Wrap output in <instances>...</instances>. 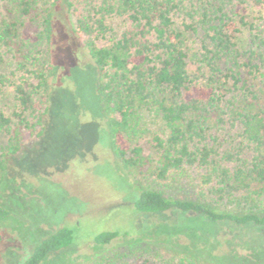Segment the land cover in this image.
Masks as SVG:
<instances>
[{"label":"trees","instance_id":"1","mask_svg":"<svg viewBox=\"0 0 264 264\" xmlns=\"http://www.w3.org/2000/svg\"><path fill=\"white\" fill-rule=\"evenodd\" d=\"M263 7L264 0H0V68L8 69L0 71V93L10 89L15 103L9 114L0 110V133L6 137L0 192L27 135L43 127L47 76L56 53L65 64L60 45L66 36L83 65L95 68L96 98L121 168L136 180L161 183L180 170L202 172L208 201L165 198L119 180L132 212L195 217L179 228L202 239V246L176 251L160 264H244L248 257L238 258L231 249L221 258L208 249L213 226H264V14L262 26L245 21L246 12ZM114 17L126 27L117 39L97 45ZM240 27L248 28L245 47L235 43ZM187 36L197 44L195 69L183 49ZM145 113L158 118L160 135L143 126ZM150 136L145 154L140 140ZM19 201L13 195L0 203V221H10L16 238L31 245L18 264H43L73 244L71 229L47 225L41 210L49 229L27 224L19 212L16 217L12 204L26 208ZM117 237L118 232L102 231L92 240L103 246ZM257 252L250 248L249 256L256 260ZM92 264L130 263L126 255L112 254Z\"/></svg>","mask_w":264,"mask_h":264},{"label":"rangeland","instance_id":"2","mask_svg":"<svg viewBox=\"0 0 264 264\" xmlns=\"http://www.w3.org/2000/svg\"><path fill=\"white\" fill-rule=\"evenodd\" d=\"M263 14L264 7L246 12L245 21L262 26L260 16ZM175 23L180 28L178 19ZM108 26L110 31L105 40H98L97 45L117 39L126 23L114 17L108 21ZM247 36L248 28L240 27L235 43L245 47ZM67 40L62 36L60 45L65 64L56 53L47 76L50 98L43 115V127L27 135L21 151L9 163L0 203H7L10 196L18 195L19 203H24L26 208L12 204L10 207L16 217L19 212L25 216L27 224H37L42 230L49 229L47 225L55 228L53 225L60 224L71 229L73 244L50 255L43 264H92L112 254L126 255L130 264L144 261L160 264L175 258L176 251L195 249V243L200 248L202 239L179 228L187 218L195 217L132 212L129 202L125 201L128 194L119 180L125 179L140 189L158 191L165 198L208 201L202 172L194 168L173 172L166 183L151 178L136 180L126 173L109 148L105 118L96 98L95 68L90 63L84 66L81 55L73 52L77 47ZM83 40L80 38L78 45L85 55L84 61L89 62ZM194 41L190 36L183 41L187 61L193 69L198 65ZM0 71L8 69L1 67ZM11 96L10 89L0 93V110L6 114L15 106ZM142 124L151 134L160 135V121L154 114L145 113ZM149 141H152L151 136L140 140L145 154ZM5 144L6 137L0 133V159ZM40 210L47 225L41 220ZM102 231L118 232V237L108 245L98 246L92 238ZM211 233L208 250L215 258L227 255L231 249L238 258L248 257L244 264H264V226L218 224ZM250 248L258 251L256 260L249 256ZM30 249L31 245L16 238L10 221H0V264H18Z\"/></svg>","mask_w":264,"mask_h":264}]
</instances>
